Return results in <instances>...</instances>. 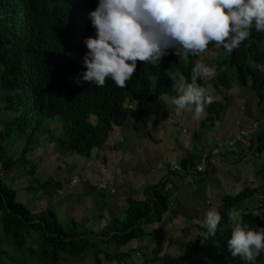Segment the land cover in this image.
<instances>
[{"label":"trees","instance_id":"obj_1","mask_svg":"<svg viewBox=\"0 0 264 264\" xmlns=\"http://www.w3.org/2000/svg\"><path fill=\"white\" fill-rule=\"evenodd\" d=\"M96 5L97 0H0V92H6L3 109L14 115L0 131V140L11 136V125L19 126L27 138L18 159L6 158L0 145L2 174L19 161H27V155L35 158V143L39 138L54 141L61 159L69 155L88 158L92 150L105 146L114 127L123 126L128 120L131 105L139 122L145 125L148 105L161 96L177 95L173 74H180L185 82H191L192 67L200 56L189 55L182 64L180 56L169 50L160 64L138 61L136 72L123 88L111 79L102 87L89 82L75 83V78L84 71L82 57L86 48L83 38L94 35L87 13ZM213 47L228 54L224 63L235 69V79L240 86L253 90L260 107L264 102V31L257 32L253 28L250 37L231 53L222 46L217 47L215 42H210L205 51ZM216 68L222 66L218 64ZM218 80L219 86L230 89L232 82L224 74L219 75ZM197 83L207 89L204 77L197 78ZM226 108L225 100H214L207 105L208 115L200 128L213 126ZM260 113L264 115L263 110ZM57 118L61 120L60 126L49 127L48 123ZM37 133H40L39 138H36ZM49 135L54 137L53 140L52 136L48 138ZM253 145L250 149L260 155L264 151V134L258 135L255 149ZM190 158L186 157L181 163V173L189 176L195 168ZM210 166L208 163V168ZM35 172L36 169H32L30 175ZM206 174L208 171L198 182ZM257 174L262 182L259 188L221 198L217 211L222 219L215 236L206 238L203 235L206 228H198L192 249L198 251V245L204 243L213 253L206 263L197 259L196 264H244L240 257L231 256L227 250L232 229L228 213L259 190H264V166ZM61 184L48 179L40 182L37 188L49 193L61 188ZM166 184L164 181L146 187L143 201L128 198L123 222L113 218L108 226L92 233L73 215L66 228L50 207L32 213L16 201V190L3 183L0 173V234L17 251L15 254L0 251V264H60L62 255L74 258L85 252H90L93 264H104L103 260L120 263L130 254L111 256L104 252L101 257L100 246L124 247L136 239L154 235V231L148 232L146 228L161 223L170 210L165 195ZM241 214L243 223L252 228H264V221L251 210L241 211ZM93 235L95 239L91 237ZM141 255L142 264H184L168 254ZM257 264H264V253L258 257Z\"/></svg>","mask_w":264,"mask_h":264},{"label":"rangeland","instance_id":"obj_2","mask_svg":"<svg viewBox=\"0 0 264 264\" xmlns=\"http://www.w3.org/2000/svg\"><path fill=\"white\" fill-rule=\"evenodd\" d=\"M200 60L204 61L205 63L209 65L217 66L218 64L222 66V68L217 70L216 75L213 77V80L216 82V78L222 74L226 76L229 82H232L231 89H224L219 90L216 86L213 87L212 84L208 83L207 88L210 95H213L215 97L214 100L221 101L225 100L227 105L226 110V119H228L227 123H230V126L228 127L227 133L223 135V137L226 135V143H223V146L218 145L217 138L219 132H221L222 129L219 130L220 126L219 123L214 129H211L210 127L206 128H200L199 125H195L190 121L189 115L194 114V111L192 108L185 109L184 112L181 115H178L174 109L175 106L171 103V97L170 96H162L161 101L164 102V110H169V117L174 118L173 120L174 127L171 128L170 131H166L167 135L163 138H161L162 142L160 144H157L155 146V150L159 151L160 154H170L171 149L170 145L174 142L177 145V140L185 139L187 141L192 142L191 150H187V146L184 147V145H181L180 153H177L176 155L171 154V156H174L177 160H180V156L187 157L185 155L186 153H189L188 155L193 156L197 158L202 153L209 154V146L211 143L213 145H218V154L219 157H214L216 161H219V165L215 170H217V173L219 171V174H217L215 177L217 178L218 182L216 184L211 183L214 178L213 174L209 173L206 174L205 178L201 182H192L191 178L186 180L181 179L183 177V173L178 172L177 175H179L178 179H174L175 181L179 182L180 184H177V189H170L169 191H165V195L169 199V207L171 209V212L169 210L168 214L164 216V219L161 223H155L153 226L147 227V231H154L155 234L152 236H146L144 238L136 239L132 242H130L128 245L124 247H115L114 245H102L100 246V251L102 252L101 257L103 256L104 252L109 253L112 255H117L119 253L124 254H130V257H125L122 259L120 263L116 261H104V264H133V257L134 254L139 252L140 254H145L148 257L151 256H162L164 254H168L172 257L179 258L184 264H196L197 259H200L204 263L208 261V258L212 255L213 252H211V249H209L204 243H200L198 245V251H194L193 245L196 241V237L199 232V227L206 228V225L204 224V219L206 216V212L208 210H217L218 206L220 205V200L224 195H230L235 196L239 192H244L245 189L247 190H253L257 189L261 186V179L258 177V170L262 166H264V151L258 155L256 152H254L252 149H250L251 144L254 143L253 148L255 149V146L257 145V137L260 134H264V122L259 119L260 110L264 111V102L258 106L257 103V97L253 90L251 88H243L240 86L235 79V69L230 68L228 64H225L224 61L228 59V54L219 48L213 47L210 50L204 51L201 56ZM180 60L182 64H185L186 57L180 56ZM219 71V73H218ZM173 80L176 81H184L180 74H173L172 75ZM207 78V77H206ZM205 79V77H204ZM6 95L5 91L0 92V131H3L5 126H7L8 122H11L14 118V115L10 112H7L3 109L5 103H4V96ZM3 97V100H2ZM157 105H160V102H158ZM167 117V114L164 115L163 119ZM196 117V116H195ZM237 117V120L234 118ZM261 118V117H260ZM197 119V117H196ZM61 120L59 118L55 120H51L48 123V126H60ZM139 121V120H138ZM134 123V118H131V116L128 118V120L124 123L123 131L126 132L127 129L125 127L137 125L138 127V135H141L145 131L147 133H150L152 136L155 135L154 128L151 125V123L142 125L139 124L140 122ZM177 121V122H176ZM231 121V122H230ZM200 124V123H199ZM238 124V135L235 133L237 132V129H234ZM145 126V128H144ZM167 126V125H166ZM230 127V128H229ZM243 133L244 135L240 134ZM10 137H5L3 141L0 140V145L2 149L5 151L6 158H12V159H18L19 154L22 150V148L25 145L26 142V134H22V130L19 129V126H10ZM43 132V131H42ZM200 132L201 134L198 135V137H193L194 133ZM228 132L231 136H228ZM234 134H231L233 133ZM51 134V133H50ZM40 133L36 134V138H39ZM52 135H49L51 137ZM137 136V135H136ZM53 136L51 139L53 140ZM46 140V141H45ZM233 140V143H230ZM35 147L40 148L42 147V153L39 157V160L42 162H45V159H52L53 157H58V160L61 158L58 155V152L54 148V141L51 142L49 139H38L35 143ZM180 146V144H179ZM153 148L147 152V154H152ZM95 153V152H94ZM139 154H129L128 157L126 156V160L134 161V159L138 158ZM34 156V154H33ZM141 156V155H139ZM27 161H19L13 168H11L6 173L2 174V180L3 183L6 186L12 187L17 192V198L16 201L21 204H26V208L31 211L32 213H35V210L38 212L40 210H44L47 207H50L57 215V218L61 224H63L66 228L69 224V219L71 217V210L67 207V204L65 202H59L61 205H55L52 204V198L56 193L52 191L49 193L46 198H50L49 201L46 200V202H43L42 205H29L26 203V201L29 200V198H32L34 200L41 198L38 197L37 194L40 192V190L37 188L40 182L47 181L48 179L57 180L56 178H59L57 173H55L54 177H47V175H50V169L52 166H56L57 163H53L52 166L49 164L50 169L48 171H42L44 170L42 167V164H36L39 163V161H34V157H30V155H27L25 158ZM175 159V160H176ZM69 161V162H68ZM67 161V164L63 166V170H73V173L76 172L75 166H68L67 165L73 164V159H69ZM224 161V162H223ZM222 162V164H220ZM232 163H234L232 165ZM1 164V163H0ZM132 164V163H131ZM61 165V164H59ZM48 166V167H49ZM223 166V167H222ZM67 167V169H66ZM37 169L42 171V176L37 174L38 177H32L35 175H30L31 170ZM233 169V171H237L238 174L235 172V179L225 177V171L228 170L229 174L232 173L230 170ZM46 170V168H45ZM70 170V171H71ZM1 171V168H0ZM157 174L154 176V178H150L149 183H163L165 181V177H162V172H156ZM216 174V173H215ZM41 176V177H40ZM45 176V177H43ZM66 176V175H62ZM158 177V180L156 181L155 178ZM232 177V176H231ZM15 178V181H14ZM67 178V176H66ZM65 178V182H67V179ZM240 178V179H239ZM69 179V178H68ZM62 181L63 186H65V182ZM16 184H15V183ZM30 183L34 186L35 189L33 191H28L25 193L24 191H21L18 187V185H24V183ZM175 182V183H177ZM169 184H167L168 186ZM215 185V186H214ZM84 184H80L76 187V190L81 192V197H84V194L86 193L85 189L83 188ZM66 192L69 191L67 188L65 190ZM67 194V193H66ZM64 195V194H63ZM63 195L58 196L57 199H61L60 197H63ZM94 197L93 195H90ZM99 196V195H98ZM63 199V198H62ZM96 199H98L96 197ZM88 203L91 206V199H87ZM31 202V200L29 201ZM84 203V201H82ZM41 204V203H40ZM93 204V203H92ZM96 204V203H95ZM89 206V207H90ZM93 206V205H92ZM120 206V205H119ZM117 207L115 209L116 211L108 212L104 206H94L91 208V211H85L83 208H78L76 214V221H78L82 227L91 229L92 233L98 232L101 228L108 226L109 221H111L114 217H112L110 220V214L114 213L115 218L119 222H123L125 219L124 210L120 211V207ZM71 209V208H70ZM251 210L259 220L264 221V190L261 189L259 192H257L255 195H253L251 198H248L245 202H243L241 205L237 207L234 211H248ZM36 214V213H35ZM99 215H103L104 218L102 219V222L98 219ZM93 239H95V236H91ZM139 249V250H138ZM0 251H7L11 254L17 253L16 249H14L9 241L0 234ZM142 261V255L140 257ZM7 261V259H6ZM60 264H93V258L90 252H85L80 257H74L70 258L65 255H62V260Z\"/></svg>","mask_w":264,"mask_h":264},{"label":"clouds","instance_id":"obj_3","mask_svg":"<svg viewBox=\"0 0 264 264\" xmlns=\"http://www.w3.org/2000/svg\"><path fill=\"white\" fill-rule=\"evenodd\" d=\"M87 18L94 35L83 38L84 71L75 83L102 87L111 79L123 88L136 72L138 61L160 64L169 50L178 56H200L215 42L231 53L250 37L253 28L264 31V0H97ZM216 73V66L197 60L191 82H175L177 95L171 97V103L178 115L190 107L196 117L205 112L215 97L197 78H211ZM228 215L232 222L228 252L244 264H257L264 253V228L243 223L240 211ZM221 219L217 210L206 212V238L216 235ZM140 257L135 253L133 264H142Z\"/></svg>","mask_w":264,"mask_h":264},{"label":"crops","instance_id":"obj_4","mask_svg":"<svg viewBox=\"0 0 264 264\" xmlns=\"http://www.w3.org/2000/svg\"><path fill=\"white\" fill-rule=\"evenodd\" d=\"M201 56V55H200ZM201 57H199L200 60ZM219 73V71H218ZM218 77L216 78V82L213 80V77L211 78H206L205 77V82H206V87L208 85V83L212 84L213 87L219 89V90H224L223 87L218 85ZM233 84V83H232ZM231 84V87H232ZM230 87V89H231ZM208 90V88H207ZM228 90V89H227ZM209 91V90H208ZM162 96L156 100L154 103L148 105L146 107V124L151 123V125L154 128V132L155 135L152 136L150 133H147V131H145L144 133H142L141 135H138V127L137 125H133V126H128L125 127L127 129L126 132L123 131L122 128H124L123 126H119V127H114L112 130V133L109 136V140L107 141V143L105 144V146H103L101 149H94L92 150L90 156L88 158H84V157H80V156H76V155H69L66 156L64 158H60L61 160H58V157H53V160L51 159H45V162H42L41 160H39V157L42 153V147L38 148L35 150L34 152V156H35V160L34 161H39L38 164H42V168L44 170L42 171H48L50 169V166L53 165V163H57V165L54 167H51V171H50V175H47V177L51 178L54 177L55 173H57V175H59V178H56L57 181L62 182L65 180L66 176H67V180L70 176L72 175H80L82 177H84L88 183L84 184L83 188L86 190L84 197H81V192L74 189V190H69V191H65L63 197H60L61 199H57V197L55 199L52 198L51 203L55 204V205H61V203L59 204V202H65L67 204V207L69 208V210H71L70 212L71 215L74 216V218L76 217L77 213V209L83 208V210H85L86 212L89 210L91 211V208L96 206H104V208L108 211V212H113L116 211L115 209H117V207H120V211L121 210H125L126 206H127V199L128 198H132L134 200L137 201H143L145 199L143 193H144V189L146 187L149 186H153L156 185L158 183H149L150 178H154V176L157 174L156 172H162V177H165V181L167 182V184H169L166 188L167 191H169L170 189H177V184H180L179 182H177V180L175 181L174 179H178L179 175H177L178 173H171L169 171H167L166 169L164 170H157V167L159 164L166 162V161H176L178 162L180 165L182 163V161L186 158L183 156H180V160H177L174 156H171L172 153H174L175 155L177 153H180V149H181V145L187 146V150H191V146H192V142L187 141L185 139H179L177 140V145L173 142L170 146L171 149V153L170 154H160L159 151L155 150V146H157V144H160L162 142L161 138L164 139V137L167 135L166 131H170L171 132V128H173L174 123L173 120H175L174 118L169 117L170 113L169 110H164V102L161 101ZM158 102H160V105H157ZM227 110V109H226ZM174 111L176 112V110L174 109ZM260 112V111H259ZM226 113V111H225ZM224 115L221 117V119L219 121H216L214 123L213 126H208L211 129H214L217 124L219 123V130H221V132H219L218 134V138H217V143L218 145L223 146V143L226 141V135L223 137V135L225 133H227L228 127L230 126V123L228 124L227 121L228 119H226V115ZM167 114V117L165 119H163L164 115ZM207 112L205 110L204 113H202L199 117H195V114H190L189 115V119L190 121H192V123H194L195 125H199L202 121L205 120V118L207 117ZM131 116V118H134V123H136L138 121L137 118V114L134 110V107L131 105L129 108V117ZM259 119L262 120V117H264V115H262L261 113L259 114ZM128 117V118H129ZM235 120H237V117L234 118ZM139 122V121H138ZM177 122V121H176ZM231 122V121H230ZM141 124V122L139 123ZM124 125V124H123ZM143 125V124H142ZM167 125V126H166ZM231 127V126H230ZM229 127V128H230ZM238 124L234 129H237V132L235 133L236 135H238ZM145 128V126H144ZM206 128V127H205ZM197 133V132H196ZM194 133V135L196 134ZM231 134H234L231 133ZM241 134V131H240ZM137 135V136H136ZM193 137H196L194 136ZM241 135H244L243 133ZM228 136H231L230 133L228 132ZM198 137V136H197ZM230 143H233V140H230ZM226 143V142H225ZM180 144V146H179ZM218 145H213L211 143V145L209 146V154H205L202 153L200 156H198L197 158H190L191 156L188 155L189 153H186L185 155H187L188 158H190V162L194 163L195 166L199 163V161L201 160V158L203 156L208 155L209 159L211 160L210 163V167L208 168V174L212 173L213 174V178L214 180L211 182L213 184H216L218 182L217 178L215 177L217 174H219V171L217 173V170H215L219 165V161L214 160V157H219L218 154ZM152 150V154H147L148 151ZM95 152V153H94ZM139 154L141 156L138 155L137 159H134V161L131 160H126V156L128 157L129 154ZM172 154V155H174ZM214 157H211V156ZM69 159H73V164H68V166H75L76 172L73 173V170H63V166H65L67 164V161ZM176 159V160H175ZM220 159V157H219ZM69 162V161H68ZM224 162V161H223ZM132 163V164H131ZM49 164H51L49 166ZM61 164V165H59ZM220 164H222V162H220ZM234 163H232L233 165ZM49 166V167H48ZM66 167V169H67ZM182 167V166H181ZM223 167V166H222ZM46 168V170H45ZM42 171L37 169V174L41 175ZM183 171V170H182ZM229 171L226 170L225 171V177L228 178H233L235 179V175L234 173L236 172L238 174L237 171H233V169L230 170V172L232 173H228ZM216 173V174H215ZM36 174V173H35ZM32 176V177H38V175ZM62 175H66V176H62ZM42 176V175H41ZM40 176V177H41ZM232 176V177H231ZM45 177V176H43ZM156 181L158 180V177L155 178ZM183 180H186L185 182L188 181L187 179H190V176L188 173L184 172L183 177L181 178ZM240 179V178H239ZM99 180H105L108 181L111 186H113L116 189V193L113 195H109V194H98L96 193L93 189L91 184L99 181ZM15 181V178H14ZM177 182V183H175ZM15 183V182H14ZM67 183V182H65ZM16 184V183H15ZM166 184V185H167ZM215 186V185H214ZM19 189L21 191H24L25 193H27L28 191H33L31 190L32 188H34V186L30 183H24V185H18ZM66 188V186H63V184H61V188ZM35 189V188H34ZM39 194L38 197H41L38 199L34 200L32 198H29L28 201H26L27 204L29 205H42L43 202H46V200L49 201V198H46L47 196H49L48 194L51 193V191L49 193H46L45 191H42L40 189V192H38ZM55 193V191H54ZM67 193V194H66ZM93 195L94 197L90 196ZM99 195V196H98ZM96 197L98 199H96ZM63 198V199H62ZM87 199H91V206L88 203ZM31 200V202H29ZM84 201V203L82 202ZM41 203V204H40ZM93 203V204H92ZM96 203V204H95ZM26 205V204H24ZM93 205V206H92ZM90 206V207H89ZM71 208V209H70ZM170 209V207H169ZM42 211V210H40ZM39 211V212H40ZM37 210H35V213H39ZM171 212V209H170ZM110 214V218H108L109 220L114 217L115 218V214L114 213H109ZM104 218L103 215H99L98 219L102 222V219ZM153 226V225H152Z\"/></svg>","mask_w":264,"mask_h":264},{"label":"built area","instance_id":"obj_5","mask_svg":"<svg viewBox=\"0 0 264 264\" xmlns=\"http://www.w3.org/2000/svg\"><path fill=\"white\" fill-rule=\"evenodd\" d=\"M262 122H264V117H262ZM208 163L209 160L207 156H203L199 161V163L195 166V168L190 172V178L192 182H198V180L204 176V174L208 169ZM164 169H166L171 173H178L182 171L181 165L174 160L163 162L159 164L157 167V170H164ZM87 183L88 181L84 177L76 174L69 177L65 186L68 190H74L78 185L87 184ZM91 186L92 189L98 194L113 195L116 193V189L113 186H111V184L108 181L105 180L96 181L92 183ZM66 188L56 189L55 190L56 195L53 196V199L63 195Z\"/></svg>","mask_w":264,"mask_h":264}]
</instances>
